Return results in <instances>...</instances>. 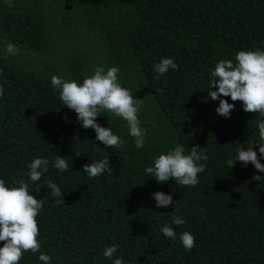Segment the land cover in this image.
Masks as SVG:
<instances>
[{"label": "trees", "instance_id": "trees-1", "mask_svg": "<svg viewBox=\"0 0 264 264\" xmlns=\"http://www.w3.org/2000/svg\"><path fill=\"white\" fill-rule=\"evenodd\" d=\"M9 42L19 49L15 55L6 54ZM256 49L264 50V0H0V179L35 188L28 165L49 160L32 194L44 204L40 252L51 264H112L120 257L124 264H264V183L252 179L264 173L250 163L228 165L239 143L259 142L264 117L221 97L235 103L225 118L216 112L219 100L208 97L215 64ZM162 57L179 69L156 79L153 66ZM97 65L119 67L121 85L144 99V148L135 147L124 120L102 113L97 123L125 142L106 148L53 90V75L82 82ZM176 144L186 152L206 148L195 187L160 184L145 173ZM254 150L259 155V145ZM57 155L68 171L52 167ZM107 156L113 174L88 177L82 166ZM48 179L65 193L64 204L51 195ZM157 191L171 194L174 205L157 208ZM174 216L185 223L175 226ZM165 224L178 235L192 233L196 247L189 252L166 238ZM114 244L117 252L105 258ZM40 252H26L20 264H43Z\"/></svg>", "mask_w": 264, "mask_h": 264}, {"label": "clouds", "instance_id": "clouds-1", "mask_svg": "<svg viewBox=\"0 0 264 264\" xmlns=\"http://www.w3.org/2000/svg\"><path fill=\"white\" fill-rule=\"evenodd\" d=\"M5 51L7 55H15L19 49L9 42ZM153 68L155 78L160 79L170 69L178 70L179 65L170 57H162ZM51 86L53 90H58L63 106L77 114V121L83 128L93 129L96 133L95 139L106 148L121 149L125 142L112 131L111 127H103L97 123V117L102 116V113H110L124 120L130 136L134 139L135 147L138 150L144 148L147 130L141 126L139 119L144 99H137L132 90L121 85L119 67L111 66L106 69L102 65H97L92 74L86 75L82 82L66 81L60 76L53 75ZM213 88L216 90L213 91ZM3 96L4 88L0 86V98ZM208 97L213 101L219 100L216 112L225 118H230L235 103H229L221 97H230L233 102L239 101L244 112L264 117V50H240L236 53L234 61L229 59L216 63L209 75ZM67 119L65 116L66 121ZM257 127L259 142L248 147L244 146L248 141L245 144L239 143L240 147L237 148L236 154L228 161L230 169L238 161L244 166L250 163L258 172L264 173V164L260 162V158L264 157V120L260 121ZM256 145H259V155L254 150ZM76 155L80 154L76 152ZM207 160L206 148L196 145L188 148L186 152L184 145L176 144L166 154L162 153L155 158L153 166L146 167L145 173L160 184L173 180L180 186L195 187L200 183L199 175L205 171ZM49 163L48 159L37 157L28 165L27 176L31 182L36 183L35 188L24 180L17 181L16 186H6L5 180L0 179V242H3V246L0 247V264H20L26 252L33 254L40 252L37 217L44 204L32 193L38 192L41 188L37 182L48 172ZM52 167L63 173L69 170L70 165L65 157L57 155ZM82 169L90 178L98 177L106 171L110 175L113 174L108 156L85 164ZM252 179L264 183V176L253 175ZM45 183L51 189V195L56 198L57 204H64L62 197L65 193L57 183L51 179ZM152 195L157 208L175 203L171 194L157 191ZM176 210L174 208V211ZM184 223L180 216L173 217L172 224L175 226ZM161 232L171 240L179 239L186 251L190 252L196 247V238L190 232L185 231L178 235L169 224H165ZM117 250L118 246L115 244L108 246L103 256L112 259ZM38 259L43 264H51L52 258L40 252ZM112 264H124L123 258L112 259Z\"/></svg>", "mask_w": 264, "mask_h": 264}]
</instances>
